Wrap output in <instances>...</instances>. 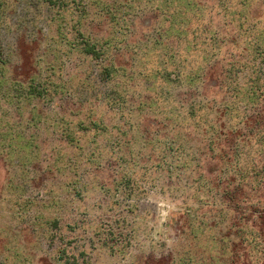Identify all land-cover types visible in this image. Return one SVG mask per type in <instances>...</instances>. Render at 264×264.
I'll use <instances>...</instances> for the list:
<instances>
[{"label":"rangeland","instance_id":"1","mask_svg":"<svg viewBox=\"0 0 264 264\" xmlns=\"http://www.w3.org/2000/svg\"><path fill=\"white\" fill-rule=\"evenodd\" d=\"M0 264H264V0H0Z\"/></svg>","mask_w":264,"mask_h":264}]
</instances>
